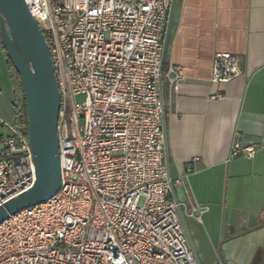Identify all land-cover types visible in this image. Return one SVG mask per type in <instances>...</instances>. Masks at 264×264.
I'll use <instances>...</instances> for the list:
<instances>
[{
  "label": "built area",
  "instance_id": "built-area-1",
  "mask_svg": "<svg viewBox=\"0 0 264 264\" xmlns=\"http://www.w3.org/2000/svg\"><path fill=\"white\" fill-rule=\"evenodd\" d=\"M25 2L61 93L63 183L0 226V264H200L183 222L206 209L176 196L192 167L176 180L169 168L163 82L180 77L164 68L175 0ZM242 72L237 55H215L213 83ZM256 148L235 144L230 158ZM35 179L28 137L0 118V206Z\"/></svg>",
  "mask_w": 264,
  "mask_h": 264
},
{
  "label": "crops",
  "instance_id": "crops-1",
  "mask_svg": "<svg viewBox=\"0 0 264 264\" xmlns=\"http://www.w3.org/2000/svg\"><path fill=\"white\" fill-rule=\"evenodd\" d=\"M217 54L237 55L242 74L213 83ZM164 68L180 76L163 82L170 173L176 180L193 169L176 196L188 193L206 209L201 220L198 212L184 219L190 246H199L200 264V255L207 264H264V0H175ZM12 100L0 37V118L8 123ZM235 144L257 148L230 158Z\"/></svg>",
  "mask_w": 264,
  "mask_h": 264
},
{
  "label": "water",
  "instance_id": "water-1",
  "mask_svg": "<svg viewBox=\"0 0 264 264\" xmlns=\"http://www.w3.org/2000/svg\"><path fill=\"white\" fill-rule=\"evenodd\" d=\"M0 32L19 73L27 104L28 139L36 179L0 206V226L19 212L43 204L62 188L58 125L62 107L51 50L25 0H0Z\"/></svg>",
  "mask_w": 264,
  "mask_h": 264
},
{
  "label": "trees",
  "instance_id": "trees-1",
  "mask_svg": "<svg viewBox=\"0 0 264 264\" xmlns=\"http://www.w3.org/2000/svg\"><path fill=\"white\" fill-rule=\"evenodd\" d=\"M0 37H1V32H0ZM2 47L5 53L9 80L13 92V100H12L13 124L17 127V129L20 132H22L26 137H28V113H27V104H26L22 80L19 73L16 71L14 65L12 64L11 60L7 56V52L4 48L3 43H2Z\"/></svg>",
  "mask_w": 264,
  "mask_h": 264
},
{
  "label": "rangeland",
  "instance_id": "rangeland-1",
  "mask_svg": "<svg viewBox=\"0 0 264 264\" xmlns=\"http://www.w3.org/2000/svg\"><path fill=\"white\" fill-rule=\"evenodd\" d=\"M84 100V96H79V97H77V101L78 102H82ZM183 226H184V229H186L185 228V224H184V222H183ZM189 226V225H188ZM189 228L191 229V225L189 226ZM187 236H188V238H190V236L193 238V232H192V234L189 236L188 234H187ZM190 240H191V238H190ZM194 240V239H193ZM194 247H195V249L198 251L199 250V246H197V243H195V240H194ZM201 256V263L202 264H207V260L208 259H206L205 257H203L202 255H200Z\"/></svg>",
  "mask_w": 264,
  "mask_h": 264
}]
</instances>
